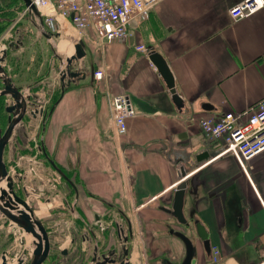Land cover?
Instances as JSON below:
<instances>
[{
  "label": "crops",
  "instance_id": "1",
  "mask_svg": "<svg viewBox=\"0 0 264 264\" xmlns=\"http://www.w3.org/2000/svg\"><path fill=\"white\" fill-rule=\"evenodd\" d=\"M240 1L161 0L147 19L130 26L125 38L111 41H97L90 29L88 36L78 34L56 13L60 32L53 35L58 40L52 51L58 66L82 39L85 54L73 65L86 72L103 70L97 82L87 74L63 89L58 79L51 85L45 81L38 59L43 49L6 45L4 68L24 95L36 93L38 99L43 94L32 82L37 77L41 87L53 90L37 143L74 180L66 221L91 224L98 217L106 222V235L100 237L104 248L118 243L110 218L128 227L129 264H181L184 243L169 229L190 238L194 264H264V150L242 168L230 154L214 157L223 143L205 137L199 125L201 117L243 111L264 96V7L234 19L229 10ZM140 43L168 63L184 102L181 109L147 52L135 49ZM121 92L128 94L134 114L126 119L125 133L112 137L105 95ZM205 102L211 108L202 107ZM14 135L3 160L16 170L25 166L21 160L26 157L19 155L13 164L17 152L25 153V141L17 142ZM204 150L207 159L197 161L196 154ZM43 162L50 164L47 157ZM180 165L187 172L182 212L188 224L165 210L171 208ZM28 200H34L37 217L50 216L53 201L45 199L48 206L42 209L38 196ZM193 219L204 225L217 254L205 252Z\"/></svg>",
  "mask_w": 264,
  "mask_h": 264
},
{
  "label": "built area",
  "instance_id": "2",
  "mask_svg": "<svg viewBox=\"0 0 264 264\" xmlns=\"http://www.w3.org/2000/svg\"><path fill=\"white\" fill-rule=\"evenodd\" d=\"M160 1L32 0L40 12L42 22L27 7L24 11L34 17V22L40 29L46 27L51 35L50 38L60 32L55 18L56 13H58L73 25L78 34L88 36L87 30L90 29L97 41H111L125 38L129 33L130 26L132 24L137 25L147 19L151 9ZM262 7H264V0H241L230 8L229 13L234 19H239ZM135 49L148 51V47L143 43L135 45ZM54 58L56 57L54 56ZM63 69L64 66L57 65V77L60 78ZM90 77L94 82L102 79V68L93 69ZM75 81H65L61 88L63 89ZM27 96L30 97L31 95L28 94ZM105 98L112 122L111 136H121L126 131V119L134 114L129 96L125 92L114 95L106 93ZM6 100L9 101L8 98ZM37 100L35 97L33 100L27 99V107L33 105L36 107L37 105L39 108L37 110H41L42 105L38 104ZM39 113L41 112L39 111ZM199 125L205 137L219 139L223 143L214 157L230 154L244 168L246 160L264 150V96L243 111L228 110L223 111L218 116L201 117ZM34 146L36 151L41 152L39 143H35ZM10 171L13 174L18 173L15 170V172L11 169ZM27 203L31 206L28 199ZM211 251L212 254H217L216 246H212ZM126 260L129 262L128 257Z\"/></svg>",
  "mask_w": 264,
  "mask_h": 264
},
{
  "label": "water",
  "instance_id": "3",
  "mask_svg": "<svg viewBox=\"0 0 264 264\" xmlns=\"http://www.w3.org/2000/svg\"><path fill=\"white\" fill-rule=\"evenodd\" d=\"M24 5L41 21V15L37 7L34 5L32 0H22ZM41 32L43 29H40ZM42 34L49 38L51 35L48 33L42 32ZM74 51L71 55L65 57L64 59V69L62 71L61 79L67 78V81L70 82L83 79L87 74L91 76L93 68L87 73L83 70L72 69L71 65L74 61L81 59L84 54V43L82 39H78L74 42ZM147 55L153 65L158 70L159 74L162 76L170 97L174 102L175 106L178 109H181L184 106L183 99L177 93L175 88V81L173 74L168 66V63L164 57L153 47H148ZM5 49L0 53V96L10 95L12 101L4 103L3 110L7 113L6 125L4 128L0 126V213L8 218L11 222L17 224L24 232L30 234L33 237V249L32 257L29 264H41L45 259L49 249L48 236L46 231L38 219H35L32 214V208L28 205L27 201L21 199L13 191V182L10 175L7 173L5 163L3 160V151L9 140L10 135L12 134L15 127L19 124L24 116V113L27 110V99L28 96L24 95L18 86L15 85L10 75L5 70L4 66L1 64V61L4 60ZM62 63V61H60ZM60 63V64H61ZM202 107L211 108V105L207 102L202 103ZM33 113V112H32ZM41 140V138H40ZM42 146V142H41ZM208 152L206 150L196 154V160L201 161L207 159ZM50 164L64 177V173L60 168L47 156ZM187 175V172L184 170L183 166H179V181L177 182L173 197L172 204L170 209H165L168 213L172 214L179 222L183 224H188L184 214L182 212V205L184 200V193L186 189V180L184 177ZM194 230L200 241L205 252L209 255L211 253V245L209 240V235L204 225L198 220L193 219ZM170 232L177 235L184 243L185 246V255L182 259L181 264H194L195 262V249L190 238L181 231L169 229ZM111 249L105 255L101 254L102 260L100 262H95L94 264H106L110 262L108 255L111 253ZM65 252V250H63ZM96 257H92L94 260ZM24 263V262H22ZM5 264V263H3Z\"/></svg>",
  "mask_w": 264,
  "mask_h": 264
},
{
  "label": "rangeland",
  "instance_id": "4",
  "mask_svg": "<svg viewBox=\"0 0 264 264\" xmlns=\"http://www.w3.org/2000/svg\"><path fill=\"white\" fill-rule=\"evenodd\" d=\"M19 1L21 0H0V10H7L8 9L7 7H9L8 11L10 12V16H11L8 20V24H6L8 26H6L3 29L4 31L2 30L3 32L1 34L2 37L0 39V43L1 42L3 43V47H5L11 42V44H13L14 46L18 45L19 48L25 45H28V46L30 45L31 49H35V48L43 49L41 56H39L38 59L43 60L42 75L44 78L46 77L45 81H47V84L51 85L50 84L51 81H55L58 78L57 77V65L58 64H57V61H55L53 51H52L53 49L57 48L58 39L54 36L51 38L49 37L50 39L49 38L46 39L47 37L41 34L39 27H36V24L34 22L35 21L34 17L28 12H25V11L23 12L22 10L20 14L17 13L16 10H18V8L15 7L14 5L15 4L18 5ZM6 4H9V5L11 4L10 6L12 7V9L10 6H5ZM8 27L9 29H7ZM35 31L37 33H35ZM42 32L48 34L46 27H44ZM33 79L34 78H32L31 80ZM38 80H39V77L34 79L32 82L34 83L36 81V83H38L39 85L37 90H41L43 93L42 95L38 97V100H37L38 104L42 105V108L41 110H37L39 109L38 106L36 105V107H34L33 104H32L33 105L32 107L31 106L27 107V110L24 113L22 120L19 122V124L15 128L16 130L14 131V133L16 134V136L21 137L20 140L25 141V145H23V148H22L23 150H25V153L17 152L16 155L14 156L15 157L14 161L12 162L13 164H16L15 162L19 159V155L26 157L24 160H21V163L25 166H21V165L17 167L14 166L15 167L14 169H16L15 171H19L20 173H22L24 177L26 176V183L31 189V190L28 189V191L32 193L33 192L36 193L37 191L41 192V194H39L40 197L38 198L41 199V202H40L41 204L43 203L45 204V199L47 201L52 202L51 201L53 200L52 197L56 198L57 201H59L58 197H56L57 195L53 194L55 192L52 190L54 188V185L53 186L48 185L49 182L50 181H52L53 183L60 182L59 187L61 188L60 190H62L61 183H63V181L61 182L59 177L57 178V172L53 168H51L46 162H43L37 158L39 157L38 156L39 153H37V156H34V152L36 150L34 144L38 142V139H39L38 137L41 135V126L44 124L46 114L52 104L51 101H52V92H53V90H48L47 87L45 86L41 87ZM1 86L2 85H0V88ZM26 94H30V93H26ZM34 94H30L31 96L30 97L28 96V99L33 100V97H35ZM6 96L9 100L6 102L8 103L11 102L12 99L10 95H6ZM4 103H5V100H4ZM28 104H31V103H28ZM2 108H1V112L2 111L4 112ZM39 111L41 113H39ZM5 125H6V119L4 117L1 123V128H4ZM22 130L24 131L26 135H24L23 133L21 135ZM18 132H20L19 135L17 134ZM14 133L11 135L8 141V145L14 142L15 140ZM5 148L7 151L8 149L7 145L5 146ZM34 160L36 161L34 162ZM30 164H33V165H30ZM59 194L61 195L60 192ZM59 207H61V205ZM54 209H57V208L54 207ZM52 217L54 218L53 220L62 221V223H63V220L65 221L67 220L66 219L67 215L65 216L63 214H57V212L54 213ZM3 221H4V216H2V214L0 213V254L7 248L19 250L22 253L24 252L28 253V250L30 248H33V242H32L33 237L30 234L24 232L23 230H21L20 234H18L19 232L18 230H15V233L13 230L8 232L7 231L8 226ZM48 224H51V222H48ZM93 224H94V230L96 232V236L100 239V237L102 236V226L100 227L96 222ZM190 227H192L191 224H190ZM191 232H192L191 235L194 237V232L192 229H191ZM68 233H69L68 230H64L63 235L64 236L68 235ZM69 240L70 239L67 238V241L65 242L69 243ZM54 252H55V248H52L50 254L52 253L54 254ZM48 263L52 264L51 262H48Z\"/></svg>",
  "mask_w": 264,
  "mask_h": 264
},
{
  "label": "flooded vegetation",
  "instance_id": "5",
  "mask_svg": "<svg viewBox=\"0 0 264 264\" xmlns=\"http://www.w3.org/2000/svg\"><path fill=\"white\" fill-rule=\"evenodd\" d=\"M11 5V4H10ZM9 4H6L5 6H10ZM15 7L18 8L16 10L17 13L20 11H24L26 9V6L24 5L23 1H19L18 5H14ZM11 7V6H10ZM7 10H0V14L7 13L9 12V7H7ZM12 9V7H11ZM5 13V14H6ZM7 16V15H5ZM3 19V17H2ZM8 24V23H7ZM8 26V25H6ZM9 29V27L7 28ZM4 31V30H3ZM2 31V32H3ZM2 32L0 33V39L2 37ZM5 49V56L7 54L6 46L1 49V51ZM5 58V57H4ZM58 64V60L55 58ZM4 61V60H3ZM3 61H1V64L4 66ZM72 69H78L82 70L81 68L76 67V65H71ZM62 75V72H61ZM58 77L57 79L60 82V87L63 86V83L67 81V78L65 77L64 79H61ZM1 85V84H0ZM4 107V105H3ZM4 117L7 119V113L4 112ZM3 115L0 117V122L4 119ZM1 126V125H0ZM12 135V134H11ZM10 135V137H11ZM9 137V139H10ZM21 137L16 138V141L20 143ZM9 141V140H8ZM8 145V142L7 144ZM40 145V143H39ZM41 150V149H40ZM42 151L41 154H39L37 157L41 161L45 158L44 155L42 156ZM34 156H37V153L34 152ZM14 161V158L12 159ZM5 167L7 170V173L10 175L12 182H13V191L16 195H18L21 199L24 201H27L29 197H33V195H36L40 197L39 194L41 192L37 191L35 192H30L28 191L29 186L26 183V176L24 177L22 174L16 173L13 174L10 171V165L12 164L8 160H4ZM49 163V162H48ZM50 165V164H49ZM51 168H53L57 172V178L59 177L62 185V190L59 187L60 182L53 183L52 181L49 182L48 185L53 186L54 188L52 189L55 191L53 194L57 195L59 201H57L56 198L52 197L53 200V207L50 208V216L48 218H43V217H37V214L34 212L35 208L37 207L36 204L33 202L34 200L30 201L31 203V208H32V214L35 219H38L41 224L43 225L46 234L48 236V242H49V249L47 256L45 259L42 261L41 264H49L48 262H51L52 264H94L95 262H100L102 260L101 254H107V252L111 249V253H109L108 257L111 259L110 262H106V264H129V262L126 260L128 257V248L125 246V242L128 240V238L131 236V231L127 227L123 226L122 223L119 221H116L114 219H111L110 225L114 228V237H116L118 243L111 245L108 248H104L101 240L105 237L106 235V230H107V224L104 221H99L98 217H96V223L101 227L102 226V236L101 240L96 236V232L94 230V224H88L86 222H82L79 220H73V221H65L63 223L56 224L54 218L52 217L51 214H54L57 212V214H63L67 215V217H71L70 213V208L72 207L71 204V196L74 193V180L66 174L65 171H63L60 167V170L64 173L66 177L61 175L52 165H50ZM58 179V180H59ZM52 182V184H51ZM33 189V188H32ZM40 189V188H39ZM38 189V190H39ZM31 190V189H30ZM61 193V195L59 194ZM53 195V196H54ZM45 198V197H44ZM51 199V198H50ZM41 200V199H40ZM46 202H48L46 200ZM50 202V201H49ZM61 205V207H59ZM68 208H67V207ZM57 208V209H54ZM59 207V208H58ZM4 216V215H2ZM66 217V218H67ZM49 219V220H48ZM8 229L7 231L13 230L15 233V230H18V234L21 233V228L15 224L14 222H11L8 218L4 216V221ZM48 222H51V224H48ZM193 222V220H192ZM47 223V224H46ZM4 225V224H3ZM64 230H68V235L69 236V243L66 245L65 241H67L66 235H63ZM24 231V230H23ZM33 242V240H32ZM52 248H55L54 254H50ZM32 249L30 248L28 250V253H22L19 250H14L12 248H7L5 249L1 254H0V264H29L28 261L30 262V259L32 257ZM65 250V252H63ZM54 256V257H53ZM92 257H96L94 260H92ZM52 259V260H51ZM24 262V263H22Z\"/></svg>",
  "mask_w": 264,
  "mask_h": 264
},
{
  "label": "trees",
  "instance_id": "6",
  "mask_svg": "<svg viewBox=\"0 0 264 264\" xmlns=\"http://www.w3.org/2000/svg\"><path fill=\"white\" fill-rule=\"evenodd\" d=\"M6 13V12H5ZM5 13H3V14H0V33L2 32V30L6 27V24L8 23V20H9V18L11 17L10 16V12H7L6 14ZM5 15H7V16H5ZM2 17H3V19H2ZM57 99V97H55L54 98V101ZM4 98H3V96H0V117L4 114V112L2 111L1 112V108L3 107V103H4ZM50 108H51V106H50ZM50 108H49V110H48V112L50 111ZM3 109V108H2ZM48 112H47V114H46V117H47V115H48ZM4 116V115H3ZM46 119V118H45ZM1 123L2 122H0V125H1ZM40 149L41 150H43V155H44V157H47V154L45 153V151H44V149H42V146H41V144H40ZM58 166V165H57ZM59 167V166H58ZM61 168V167H60ZM63 171H65L66 172V174L68 175V176H70V173L68 172V171H66L65 169H63V168H61Z\"/></svg>",
  "mask_w": 264,
  "mask_h": 264
},
{
  "label": "bare ground",
  "instance_id": "7",
  "mask_svg": "<svg viewBox=\"0 0 264 264\" xmlns=\"http://www.w3.org/2000/svg\"><path fill=\"white\" fill-rule=\"evenodd\" d=\"M63 61H64V59H62V62H63ZM42 115H43V113H42ZM50 204H51V203H50ZM50 204H49V205H50ZM42 205H43V206H42V207H43L42 209H45V205H47V204H42ZM47 206H48V205H47ZM186 220H187V222H188V219H186Z\"/></svg>",
  "mask_w": 264,
  "mask_h": 264
}]
</instances>
